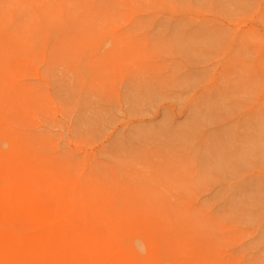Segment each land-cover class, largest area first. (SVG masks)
Here are the masks:
<instances>
[{"label": "rangeland", "instance_id": "1", "mask_svg": "<svg viewBox=\"0 0 264 264\" xmlns=\"http://www.w3.org/2000/svg\"><path fill=\"white\" fill-rule=\"evenodd\" d=\"M37 188L107 264H264V0H0V190Z\"/></svg>", "mask_w": 264, "mask_h": 264}, {"label": "bare ground", "instance_id": "2", "mask_svg": "<svg viewBox=\"0 0 264 264\" xmlns=\"http://www.w3.org/2000/svg\"><path fill=\"white\" fill-rule=\"evenodd\" d=\"M47 212L51 215L40 188L35 193L0 190V264L108 263L106 252L71 241L65 225L40 215ZM77 240H82L81 236Z\"/></svg>", "mask_w": 264, "mask_h": 264}]
</instances>
